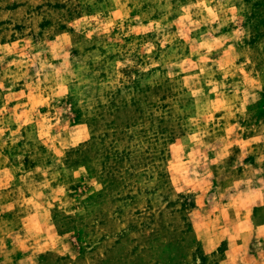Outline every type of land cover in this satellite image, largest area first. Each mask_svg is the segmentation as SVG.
<instances>
[{"label":"rangeland","instance_id":"rangeland-1","mask_svg":"<svg viewBox=\"0 0 264 264\" xmlns=\"http://www.w3.org/2000/svg\"><path fill=\"white\" fill-rule=\"evenodd\" d=\"M0 264H264V0H0Z\"/></svg>","mask_w":264,"mask_h":264}]
</instances>
